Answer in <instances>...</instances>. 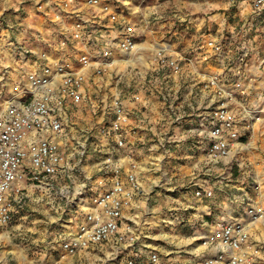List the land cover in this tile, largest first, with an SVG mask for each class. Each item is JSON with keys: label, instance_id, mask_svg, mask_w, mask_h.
Returning <instances> with one entry per match:
<instances>
[{"label": "built area", "instance_id": "built-area-1", "mask_svg": "<svg viewBox=\"0 0 264 264\" xmlns=\"http://www.w3.org/2000/svg\"><path fill=\"white\" fill-rule=\"evenodd\" d=\"M81 1L87 10H79L69 0H34L32 13L42 17L47 31L56 36L45 44L47 51L35 53L18 41H9L19 64L16 67L34 65L27 72L0 68V229L24 217L32 196L57 200L67 205L61 209L62 231L56 240L63 255L72 257L110 243L117 249L115 253L122 248L129 251L126 264H141L139 235L130 223L121 228L124 211L139 191L136 162L132 160L124 168L116 156L126 149L128 134L135 132L128 129L129 109L118 94L93 99L85 88L91 77L106 75L117 62L135 55L137 33L130 22L123 21L128 5L121 0ZM253 5L254 13H259L264 0ZM204 46L214 55L222 54L221 42L207 40ZM167 51L165 45L155 51L161 70L178 74L182 61L191 64L182 54L168 58ZM243 60L228 67L234 71ZM207 86L213 89L216 102L199 118V128L206 133L205 155L217 162L245 147L241 139L262 119L264 106H247L246 90L239 83L228 87L217 74L207 78ZM130 101L138 103L140 97L133 94ZM87 105L92 113L107 116L97 134L109 145L101 152L93 150L100 160L93 175L84 172V159L91 148L85 143L91 131L78 130L75 122L76 113ZM167 145L166 140L160 148ZM260 189L255 182L241 190L245 220L214 222L199 239L203 250L193 256L192 264H250L256 259L259 250L246 223L264 220V191L258 202L250 193ZM193 192L196 198L213 196L208 188L197 187ZM145 261L160 264L154 251L147 253Z\"/></svg>", "mask_w": 264, "mask_h": 264}, {"label": "crops", "instance_id": "crops-1", "mask_svg": "<svg viewBox=\"0 0 264 264\" xmlns=\"http://www.w3.org/2000/svg\"><path fill=\"white\" fill-rule=\"evenodd\" d=\"M25 1L30 10H28L26 16L14 19L17 32L13 30L14 25L7 27L9 31L4 32L3 24L0 22V68L9 66L15 70L22 69L27 72L34 65L29 62L30 65L25 67H16L19 64L16 62V54L10 47L9 41H18L30 51L41 53L44 50L47 51V42L56 37L55 33L52 34L47 31L46 23L42 17L34 13L31 14V12H34L32 11L34 0ZM69 1L81 11L87 10L81 0ZM121 1L128 5L126 6V17L123 21L130 22L136 29L137 50L135 55L129 56L125 62H117L111 72L104 75L106 80L104 84L101 82L104 79H93V85L86 83L91 89L94 88V99L105 100L106 97L116 94L125 99L129 109L128 129L135 131L134 134L129 133L127 136V147L122 153L120 163L125 168L132 160L136 162L139 191L130 207L124 211V222L121 228L124 224L130 223L133 217L137 218V215L144 212L152 215V211L158 212L155 218L161 217L160 222L154 219V223L150 225L147 223V226L144 224L145 227H141L140 223H134L136 230L141 229L137 247L138 251L144 256V258L141 256V264H146L147 253L149 251L156 252L152 242L146 240L152 238L149 234V228H153L152 226L155 224L158 226V224L166 222L167 214L161 209L173 204L169 200V194L175 193L177 199L186 198L190 195L188 201L191 205H182L183 203L177 202L178 207L176 206L172 210L174 216L170 214L168 221L175 225L180 224L181 221H189L191 223L190 234L193 238H188V248L187 246L184 248L183 243H178L179 247H173L171 251L167 252V256L170 262L174 264H192L194 261L193 256L203 250L199 245V239L214 222L245 220L241 201L236 195L244 187L255 182L261 185L258 193L253 192V190L250 192L255 202L260 201L264 191V169L262 168L261 172L258 171L257 167L260 165L254 156H251L254 149H250L249 144H244L245 147L243 146L239 152L233 151L226 158H222L217 162L212 161L205 155L206 133L199 128V118L205 115L208 109L212 108L210 93L213 92L214 95V91L207 86V78L217 74L220 80H225L223 72L228 67L224 58L211 53L204 44L207 40H219L223 31L232 29L234 20L233 22L225 20L223 11L209 14L212 7L219 10L220 8L225 9L220 0H218V3H215V0L190 2L193 7H202L201 10L190 11L191 15L182 11V1L179 0H153L155 3L150 0H141L140 2L136 0ZM152 6L155 9L151 13H145L146 8ZM240 14L242 15H239L238 22L246 21L245 10ZM207 30L210 32L209 34H206ZM163 45L168 48L166 52L168 58H177L178 54H183L191 59V64L181 63V71L178 74H173L169 70H161L159 68L161 66L155 60V51ZM48 51H50L49 48ZM241 67H234V72L236 73L238 69H241L239 74L243 73L242 77L247 78V85H252L251 90L255 95L254 98L257 99L254 106H262L264 92L262 90L258 91L254 85L255 81L264 84V81L259 78V73H261L259 67H242L244 69ZM198 93L201 96H197ZM133 94L140 97V102L132 103L130 101V96ZM214 100H216L215 95L213 96V105L216 102ZM99 103L101 106H107L105 102ZM244 103L249 106L247 98H245ZM238 106L234 107L237 114L240 110ZM84 115L85 118L87 117L85 120H88L85 122L87 125H91L92 120L97 121L93 123L96 128L107 120L103 112L100 115L96 114L95 117L90 116L87 112ZM258 123L260 121L253 124L251 131L247 132L246 138L251 139L255 135L260 136L254 128ZM95 134L96 139L92 142L91 149L101 152L109 144L105 139L99 137L97 130ZM261 138L262 135L260 140ZM166 140L168 141L166 149L160 148ZM257 144L258 142L255 145L256 149H258ZM247 152L250 154L247 155ZM129 157H132V159ZM227 160H234L235 165L239 168L240 174L234 180L228 179L225 181L228 178L227 168L224 167ZM96 167L92 174L96 173ZM84 172L90 174L91 171L88 172L84 168ZM195 180L207 182L208 189L214 192L212 202H201L195 199L191 194L194 188L189 190L190 194H188V191L179 192L180 190H177L174 192L173 187H179L181 183L193 185L196 182ZM164 181H171L170 183L176 186L165 188L162 184ZM151 182L155 187L160 185L154 194L156 198L154 200L162 205L165 204V206L155 207L151 209L152 211H146V208H144L143 212L139 213V206L142 202L137 198H143L144 189ZM230 189L232 190L230 191ZM232 192L237 194L232 195ZM229 196L230 198H228ZM229 199H232V201ZM198 202L205 204L194 206ZM210 204L211 206H208ZM229 205L237 209L227 212L228 215L225 218L212 214L210 224H207L201 218L204 215L211 214V207L226 208ZM246 225L252 242L259 250L256 259L250 264H264V220L246 223ZM120 231L123 232V229ZM128 254L129 251L125 257ZM122 260L125 259L118 261L122 262Z\"/></svg>", "mask_w": 264, "mask_h": 264}, {"label": "rangeland", "instance_id": "rangeland-1", "mask_svg": "<svg viewBox=\"0 0 264 264\" xmlns=\"http://www.w3.org/2000/svg\"><path fill=\"white\" fill-rule=\"evenodd\" d=\"M21 1V2H20ZM140 2L141 0H136ZM155 3L153 0H150ZM164 1V0H162ZM182 1L183 9L182 11L185 14L191 15L190 11L193 10H201V8L193 7L191 3L193 2H203L206 0H179ZM214 1V0H212ZM221 5L223 3V8L216 9L211 8L209 14H213L214 12L223 11L224 19L230 20L233 22L234 25L231 30L223 31L222 36L218 42L222 43V54L220 55L222 58L225 59L226 64L233 65V62H239V60L244 57V60L241 64L242 67H259L261 73H259V78L264 81V9L259 13H254L253 7L256 0H220ZM24 2V3H23ZM191 2V3H190ZM22 3V4H20ZM25 0H0V22L3 24L4 32L9 31L7 27L14 25V19L17 17H24L28 12L29 6L26 4ZM215 3H218V0H215ZM242 6V7H241ZM247 6V7H246ZM244 7V8H243ZM143 9V8H142ZM141 9V10H142ZM155 8L147 7L145 13H151ZM245 10L247 20L244 22L239 21V15L242 11ZM147 11V12H146ZM32 14V12H31ZM244 14V15H245ZM239 23V24H238ZM17 26L14 25L13 30L17 32L15 29ZM189 32V31H188ZM210 32L207 30L206 34ZM183 55V54H182ZM184 56V55H183ZM182 61L181 63H183ZM186 63V62H185ZM188 64V63H187ZM182 66V65H181ZM241 67V68H242ZM244 69V68H242ZM248 69V68H247ZM241 71V69H240ZM248 71V70H247ZM246 71V72H247ZM243 74V73H242ZM237 75L233 70H230V67H227V70L223 72V76H225V82L229 86H232L235 83H239L246 90L245 98H247V103L250 107L256 108L254 105L256 104L257 99L254 98V93L252 92V85L248 86V80L243 75ZM104 75L91 77V80L88 81V85H93V79H104ZM105 79L101 82L105 83ZM97 84V83H96ZM95 84V85H96ZM254 85L258 89V91L262 90L264 92V84H259V82L255 81ZM86 91L88 94L91 95L93 98V90L94 88H90V86L85 85ZM198 92V91H197ZM208 92V91H206ZM197 96H201L198 93ZM213 92L210 93V100L212 101L211 107H213ZM194 98V97H193ZM94 99V98H93ZM216 99V98H215ZM216 101V100H214ZM107 105V103H106ZM264 106V103L263 105ZM89 113L90 116L95 117L96 114H101V112L92 113L87 106L84 109H80L76 113V125L77 129L80 130L81 128H87L89 132L91 131V135L88 138V141L85 145L91 146L92 142L96 139V126L93 124L95 120L90 122L91 125L85 124L88 120H85V115ZM82 116V117H81ZM107 118V116L105 115ZM97 122V121H96ZM95 122V123H96ZM87 125V126H86ZM94 125V126H93ZM83 126V127H82ZM256 133L258 135H262L260 140V136L257 135L250 138H243L241 140L242 144H249V148L254 149L251 152V156L253 155L256 161L260 166L257 167L258 171L261 172L262 168L264 169V115H262V119L260 123L254 126ZM86 130V129H84ZM259 130V132H258ZM79 131H77L78 133ZM94 132V133H93ZM83 140V138H82ZM260 140V142H259ZM258 142L256 149L255 145ZM262 143V144H261ZM263 145V146H262ZM122 151L116 155L117 157L121 158ZM249 152H247L248 155ZM250 154V153H249ZM246 155V156H247ZM229 159V158H228ZM232 159V158H231ZM85 166L84 168L90 172V175H93V171L97 166V163L100 161L99 156L93 149L90 148L88 155L84 159ZM263 165V166H262ZM227 168L228 178L234 180L239 174V168L235 165L234 160H227L225 166ZM87 173V172H86ZM89 175V173H87ZM82 177L78 178V184L81 182ZM196 181V180H195ZM171 181H164L162 184L165 188H170L172 186H176ZM170 185H169V184ZM226 183V182H224ZM223 183V184H224ZM166 184V185H165ZM149 186L144 189L143 198H137L142 202L141 206H139V213H142L144 208L146 211H152L151 209L157 208L158 206H165L161 203H158L154 197L156 190L158 189V185H155L151 182L148 184ZM245 185V184H244ZM192 186V187H191ZM208 188L207 182L196 181L193 185L189 183H181L179 187H173L175 189L174 192L180 190L179 192H187L190 194L189 190L192 188ZM246 188V187H244ZM234 189V188H232ZM230 189V191L232 190ZM155 190V191H154ZM241 193V191H240ZM236 195L239 198V195ZM184 194V193H183ZM192 196L195 199L200 200L201 202L207 201L212 202L214 199V192L213 196L210 199L207 198H196L194 192H191ZM217 194V193H215ZM169 200L173 203L172 205L167 206V208L161 209L164 211L166 215V222L164 224H158L152 226L153 228L150 229V233L152 238H148L152 242V245L155 246L154 250L159 255L160 264H174L171 263L168 259L167 252L171 251L173 247H179V244H182L184 248H188L189 241L188 238L192 237L190 234V222L185 220L181 221L180 224H171L168 221V217L170 214L173 215V208L178 207L177 202L183 203L182 205L190 204V195L186 198L177 199V195L175 193L169 194ZM219 196V194H218ZM35 196H32L26 203L24 209V217L17 223L11 224L10 226L0 229V264H126L123 260L126 256V252L123 251L122 248L121 253H115L117 250L114 245L112 244H105L99 245L98 247L89 248L86 251H82L75 256H65L62 252H60L56 240L58 239V235L62 231L61 222L64 218V215L61 213V209H66L67 205L65 203H58L56 200L55 202L51 199H42L36 200ZM230 198V196L228 197ZM232 201V199H229ZM205 203L195 204L194 206H202ZM233 204V203H232ZM191 205V204H190ZM208 206H211L208 205ZM170 208V209H169ZM166 209V210H165ZM237 208L232 205L226 208H216L211 207V214L204 215L201 217L207 224H210L212 221V214H216L225 218L229 211H235ZM228 210V211H227ZM241 210V209H240ZM242 211V210H241ZM164 213V214H165ZM138 214V213H137ZM148 215V213L144 212L140 215H137V218L133 217L132 221H130L131 228L133 231L139 235L141 229L136 230L134 223H140L141 227H145L144 224L147 223L150 225L154 223L155 215L158 214L156 211H152V215ZM131 217L130 215H128ZM161 217L157 218V222ZM231 221V220H230ZM160 222V220H159ZM162 225V226H161ZM151 227V226H149ZM147 250V249H143ZM139 258L142 259L144 256L142 253H138ZM142 256V258H141Z\"/></svg>", "mask_w": 264, "mask_h": 264}]
</instances>
